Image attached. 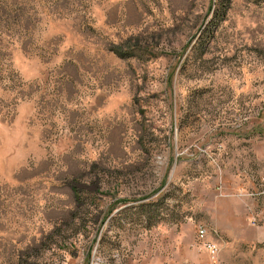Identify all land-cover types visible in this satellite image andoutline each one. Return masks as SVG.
<instances>
[{"label": "rangeland", "instance_id": "obj_1", "mask_svg": "<svg viewBox=\"0 0 264 264\" xmlns=\"http://www.w3.org/2000/svg\"><path fill=\"white\" fill-rule=\"evenodd\" d=\"M0 264H264V0H0Z\"/></svg>", "mask_w": 264, "mask_h": 264}, {"label": "trees", "instance_id": "obj_2", "mask_svg": "<svg viewBox=\"0 0 264 264\" xmlns=\"http://www.w3.org/2000/svg\"><path fill=\"white\" fill-rule=\"evenodd\" d=\"M226 5H227V3L225 4H223L222 5V7H220L222 10L218 13V12H216V14H215V17L216 18H223L222 16L224 15V13H225V8L224 7H226ZM224 8V9H223Z\"/></svg>", "mask_w": 264, "mask_h": 264}, {"label": "built area", "instance_id": "obj_3", "mask_svg": "<svg viewBox=\"0 0 264 264\" xmlns=\"http://www.w3.org/2000/svg\"><path fill=\"white\" fill-rule=\"evenodd\" d=\"M199 233L203 235V234H204V230L201 229V228H199ZM212 251H213V252H214V251H217V248H215L214 245H213V249H212Z\"/></svg>", "mask_w": 264, "mask_h": 264}]
</instances>
